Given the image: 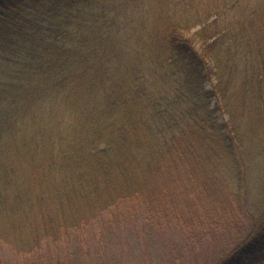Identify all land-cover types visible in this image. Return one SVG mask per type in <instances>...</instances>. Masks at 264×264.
Returning a JSON list of instances; mask_svg holds the SVG:
<instances>
[{
	"label": "trees",
	"instance_id": "trees-1",
	"mask_svg": "<svg viewBox=\"0 0 264 264\" xmlns=\"http://www.w3.org/2000/svg\"><path fill=\"white\" fill-rule=\"evenodd\" d=\"M257 18L221 28L204 19L193 31L187 21H169L146 74L170 82L149 91L132 63L112 73L98 67L112 66L114 52L104 39L97 46L89 40L100 35L94 26L107 34L114 20L95 14L94 0H0V249L9 250L0 264H72L61 242L81 227L85 204L102 198L116 203L112 212L143 207L142 220L180 226L190 238L211 227L235 234L209 264H264V192L253 201L247 186L251 169L264 173V140L251 150L242 119L249 104L232 101L239 78L243 97H254L251 133L264 138V26ZM78 81L89 83V94L93 85L109 87L75 107L67 126L77 121L81 129L48 157L54 180L31 197L20 164L29 165L28 146L45 145L49 131L35 113L47 94L66 98ZM25 116L31 127L21 134Z\"/></svg>",
	"mask_w": 264,
	"mask_h": 264
},
{
	"label": "rangeland",
	"instance_id": "rangeland-1",
	"mask_svg": "<svg viewBox=\"0 0 264 264\" xmlns=\"http://www.w3.org/2000/svg\"><path fill=\"white\" fill-rule=\"evenodd\" d=\"M94 12L105 14L114 20V29H108L107 34L102 33L101 27L94 26L100 35L89 40L92 46H97V43H102L101 40L104 39L106 50L114 52V58L110 62L112 66L108 65L106 60V63L98 66L111 73L117 72L118 69L124 70L121 68L124 64L132 63L145 75L149 70V62L163 51L162 31L169 21H187L192 26L190 31H193L199 28L204 19L210 21L211 27H232L236 24L245 25L249 14H257L256 23L264 26V0H94ZM122 73V84H128L127 72L126 75ZM143 79L149 91L170 82L169 79L162 82L148 74ZM239 84L238 78L232 101H237L240 96L245 104H249L247 110H243L242 119L251 137L248 144L252 150L253 143L261 144L264 138L259 137L260 134L251 133V126H258L252 107L254 97L250 93H245L243 97ZM88 85V82L79 81L71 85L66 98L60 97L55 90L50 92L43 100V109L35 113L41 116L49 131L45 145L28 146L24 161H28L29 165L20 164L22 170L19 174L25 182L26 193L31 197L54 180V174L48 171V157L51 154L55 157L69 144L70 136L74 134L76 137L79 133L81 128L77 121L76 126H67L68 120L75 117L76 108H84L94 96L109 87L106 82L100 90L93 85L96 91L89 94L86 92ZM28 127H31V120L25 116L19 126L20 133ZM50 136L56 140L51 141ZM43 173L44 181L40 180ZM217 179L224 188L228 187L223 174H219ZM247 186L251 200L262 198L264 173L259 168L251 169ZM103 200L102 198L86 203L85 218L81 227L77 228L76 233L70 231L61 242V249L64 247L67 251L71 250L72 264H209L217 261L219 255L236 241L235 234L212 227L207 229L209 231L206 236L196 230L195 236L190 238L191 234L180 226H155L145 219L142 220L145 212L143 207L136 210L123 208L112 212L110 209L116 206V203ZM246 223L244 220V224ZM4 235L12 241L7 231ZM1 251L4 255L9 254L7 245L3 246Z\"/></svg>",
	"mask_w": 264,
	"mask_h": 264
}]
</instances>
